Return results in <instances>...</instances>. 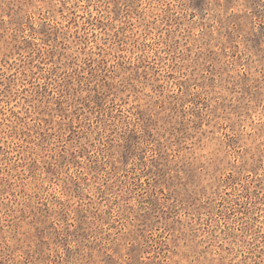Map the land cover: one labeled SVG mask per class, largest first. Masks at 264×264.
I'll list each match as a JSON object with an SVG mask.
<instances>
[{
    "label": "rangeland",
    "instance_id": "374dc122",
    "mask_svg": "<svg viewBox=\"0 0 264 264\" xmlns=\"http://www.w3.org/2000/svg\"><path fill=\"white\" fill-rule=\"evenodd\" d=\"M0 264H264V0H0Z\"/></svg>",
    "mask_w": 264,
    "mask_h": 264
}]
</instances>
